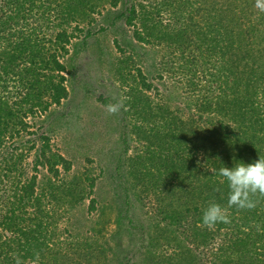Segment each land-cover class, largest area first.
Wrapping results in <instances>:
<instances>
[{
	"label": "rangeland",
	"instance_id": "374dc122",
	"mask_svg": "<svg viewBox=\"0 0 264 264\" xmlns=\"http://www.w3.org/2000/svg\"><path fill=\"white\" fill-rule=\"evenodd\" d=\"M91 1L96 4L95 11L80 23L83 32L72 39L68 54L62 58L68 94L36 123L38 130L50 137L51 147L71 166L66 172L61 169L55 179L40 167L37 192L48 194L47 206L52 214L56 212L62 245L71 241L80 244L79 252L71 255L76 264H140L149 237L155 242L151 252L172 256L176 249L172 236L176 232L165 214L181 204L172 194L180 188L176 175L179 161L173 159V148L168 161L158 158L156 151H167L164 135L177 144L175 124L184 122L189 126L188 121L193 119L205 128L215 120H223V111L214 105L225 93L227 70L223 61L208 56L218 54L224 41L215 40L216 52L204 51L203 40L209 37L211 19L208 9L197 7L209 0ZM179 1L187 4L181 10L177 8ZM252 5L250 20L256 34L252 40L237 42L240 53L236 51L235 55L253 52L255 75L263 88L264 3L254 0ZM132 7L137 17L128 24L125 14ZM121 11L124 15L118 17ZM145 23L155 32L158 28L170 32L184 25L186 36L171 45L168 40L158 42L155 32L146 36ZM136 31L148 41L136 39ZM182 39H188L179 46H188L184 56L176 50ZM236 66L246 67L240 62ZM138 71L150 84L148 89L139 84ZM244 81L240 77L232 81L233 94L245 91ZM136 91L143 92L144 102L130 99ZM120 97H126V109L108 115L105 106ZM258 100L262 101L260 95ZM137 111L141 113L138 116ZM170 132L174 133L173 139ZM11 142L10 149L20 146V142ZM150 142L155 143L156 151L148 146ZM34 154L32 149L23 161L27 173ZM88 178L93 180L91 189ZM90 197L95 199L94 209L88 208ZM223 238L227 236H218ZM207 251L204 253L209 256ZM66 262L62 264H69Z\"/></svg>",
	"mask_w": 264,
	"mask_h": 264
},
{
	"label": "trees",
	"instance_id": "16d2710c",
	"mask_svg": "<svg viewBox=\"0 0 264 264\" xmlns=\"http://www.w3.org/2000/svg\"><path fill=\"white\" fill-rule=\"evenodd\" d=\"M252 2L254 0H209L197 7L208 9L211 19L209 37L203 40L204 51L213 49L220 38L224 41L218 54L208 56L223 61L227 70L225 93L214 105L216 110L223 111V120H215L205 128L193 119L188 121L189 126L179 121L174 125L178 130L177 144L163 136L167 150L164 154L159 152L161 148L158 152L154 149L155 143L147 144L158 158L167 161L173 148V159L179 161L176 175L180 188L172 194L177 195L181 204L165 214L176 232L172 236L176 246L172 256L151 252L155 242L149 237L145 240V254L140 264H264V213H259L264 210V198L256 197V207L250 210L229 209L230 223H217L208 228L201 219L210 203L227 207L229 189L219 175L220 168L264 157V114L261 113L264 87L258 85L255 60L251 59L253 52L235 55L236 51L240 53L237 42L252 40V35L256 34L250 20ZM259 3L264 1L259 0ZM177 4L181 10L186 3ZM95 6L91 0H0V264H15L14 256H18L22 264H62L67 260L69 264L77 263L71 255L79 252L80 244L71 241L62 245V232L55 224L56 212L52 214L47 206L48 194L37 192L40 167L55 179L61 169L66 172L71 164L51 147L50 137L39 131L36 123L52 105H58L67 96L62 58L68 54L72 39L80 37L83 32L80 23L95 11ZM118 15L123 16L124 12ZM134 17L137 14L132 7L130 13L125 14L126 23L131 24ZM154 24L156 26L157 22ZM143 27L146 36L154 34L155 30H150L146 23ZM185 27L170 32L158 28L154 38L158 42L168 40L167 44L171 45L186 36ZM86 35L87 32L82 38ZM139 35L134 32L136 39L148 41ZM185 42L188 39H182L178 47ZM185 49H189L188 46L176 47L183 56ZM239 62L246 67L238 69ZM137 75L139 84L148 89L150 84L142 73L138 71ZM238 77L245 79V91L233 94L232 81H238ZM143 95L136 91L130 99L144 102ZM259 95L262 101L258 100ZM147 112L150 113V109ZM138 114L141 113L137 111ZM11 141L20 142V146L10 149ZM172 142L177 145L175 149ZM32 149L35 154L27 173L23 161ZM88 180L91 189L93 180ZM94 207L95 199L90 197L88 208ZM221 234L227 238L218 239ZM203 249L209 251V256Z\"/></svg>",
	"mask_w": 264,
	"mask_h": 264
},
{
	"label": "clouds",
	"instance_id": "9594fccd",
	"mask_svg": "<svg viewBox=\"0 0 264 264\" xmlns=\"http://www.w3.org/2000/svg\"><path fill=\"white\" fill-rule=\"evenodd\" d=\"M126 97H120L114 103L105 106L108 115H117L126 109ZM219 175L227 182L229 189L227 207L218 203H210L202 213V224L212 228L217 223H230L229 209L250 210L256 207V197L264 198V157L250 163H237L234 167H222ZM15 264H22L18 256H14Z\"/></svg>",
	"mask_w": 264,
	"mask_h": 264
}]
</instances>
